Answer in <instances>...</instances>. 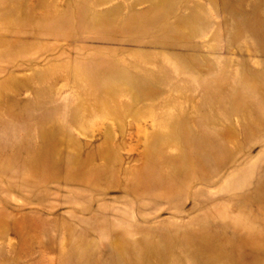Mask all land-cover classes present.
Returning <instances> with one entry per match:
<instances>
[{"label":"rangeland","instance_id":"rangeland-1","mask_svg":"<svg viewBox=\"0 0 264 264\" xmlns=\"http://www.w3.org/2000/svg\"><path fill=\"white\" fill-rule=\"evenodd\" d=\"M0 145V264H264V0H0Z\"/></svg>","mask_w":264,"mask_h":264},{"label":"bare ground","instance_id":"bare-ground-1","mask_svg":"<svg viewBox=\"0 0 264 264\" xmlns=\"http://www.w3.org/2000/svg\"><path fill=\"white\" fill-rule=\"evenodd\" d=\"M21 116L19 114H16ZM23 116L30 117L29 112L23 113ZM52 115L46 114L39 118L37 122V126L40 130L41 135L44 137L45 143L41 146V148L34 150L31 146H27L25 161L23 163L24 166L28 168V172L30 174L34 173L36 170L43 171L46 175H52L55 169L59 166V158L55 153V147H53L52 143H49L48 136L53 133L54 126L49 125V119ZM193 148V145H191ZM0 145V150L5 149L8 151L6 157L0 151V169L4 172L8 171L11 167L12 163L17 159L13 154H11L8 148ZM194 150V149H193ZM62 174V173H61ZM9 196V195H8Z\"/></svg>","mask_w":264,"mask_h":264}]
</instances>
